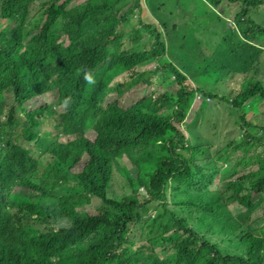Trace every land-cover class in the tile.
I'll use <instances>...</instances> for the list:
<instances>
[{"label": "trees", "instance_id": "16d2710c", "mask_svg": "<svg viewBox=\"0 0 264 264\" xmlns=\"http://www.w3.org/2000/svg\"><path fill=\"white\" fill-rule=\"evenodd\" d=\"M33 1H0V264H264V123L246 118L251 103L264 98V84L253 75L259 61L251 56L243 62L245 67L252 60L232 97L218 90L225 75L213 84L194 80L193 86L180 63L168 61L147 78L139 74L131 91L145 87L149 93L130 100L113 80L144 62L157 63L167 47L153 24L142 23L124 40L121 30L141 0L74 6H68L71 0H38L45 14L40 23L31 19ZM222 1L240 3L235 23L247 42L238 57L260 51L247 43L264 36V23L248 13L263 0L210 3ZM200 55L195 57L208 56ZM210 69H218L214 61ZM84 71L95 85L85 82ZM171 77L176 90L161 92ZM196 94L201 114L217 102L236 114L242 133L234 148L241 153L228 169L220 160L200 164L206 139L180 128ZM66 97L73 101L67 110ZM154 146L166 154L153 152ZM224 171L223 188H213ZM116 174L124 180L119 195L111 189ZM93 200L100 202L94 211ZM226 207L229 232L219 241L202 232L206 227L194 228L209 220L214 237L215 220L225 218ZM150 208L154 214L139 226L136 245L128 240L130 225ZM23 214L43 224L38 233L16 219Z\"/></svg>", "mask_w": 264, "mask_h": 264}, {"label": "rangeland", "instance_id": "374dc122", "mask_svg": "<svg viewBox=\"0 0 264 264\" xmlns=\"http://www.w3.org/2000/svg\"><path fill=\"white\" fill-rule=\"evenodd\" d=\"M84 1L86 0H71L68 6L81 4ZM37 4L38 0L33 1L31 19L34 18L36 21L39 20L37 23H40L44 20L45 14L43 13V9H38ZM140 5V9L131 15L132 17L129 19L127 25L121 30L123 32L122 34H126L124 35V40L129 37L128 34L131 30H140V25L142 23L153 24L161 31L163 42L167 47L166 53L158 58L157 63L154 61L144 62L135 67L133 71L124 72L113 80L112 83L114 84L120 82L124 85L128 99H139L149 93V89L145 87L138 91H135V89L131 91L130 88L132 84L139 80V74H144L143 77L147 78L150 76L151 70L155 68L157 64L161 65L168 61H172L176 64L180 63L178 66L186 73L193 86H197L195 83H201V80H209L211 84L220 82V79H223V75H225L224 78L226 79L218 87V90L228 98L232 97L239 90L241 83L248 75L249 69L246 67L256 58L259 62L257 70L253 75L259 78L264 84V36L247 43L254 46L257 44L260 45V48L262 47L260 51H258V49L251 50L248 46L250 52L246 53L244 57H238L239 52L244 47L243 45L247 42L242 40L239 32L240 30L235 23V15L240 10V3L222 1L218 5H213L210 3V0H152V3L141 0ZM248 16L255 22L263 24L264 0L258 7L252 8ZM160 22L166 25L165 28L161 26ZM170 29L172 32H170ZM147 36L148 34L144 32V39H146ZM108 48L112 50L114 44L109 45ZM201 53H206L209 57H199ZM196 54L199 55L197 58L195 57ZM192 55L194 58H192ZM251 56L252 60L244 67L243 62H248ZM192 59H194L193 61L195 62L191 61ZM213 61L218 66V69H210L212 68ZM222 66H225L223 71L219 70ZM232 66L234 69H232ZM206 68L208 69L203 71ZM195 72L198 74L194 75L193 79L191 75ZM176 87L177 82L171 77L164 81L161 86V92L166 90L174 92ZM198 95V98L194 99L191 104L192 106L188 109L186 118L184 122L181 123L180 128L185 132L186 136L189 134L191 135L195 131L199 137L206 139L207 144H205V146L207 147V152L205 156L200 155L198 157L200 164H205V166L209 167L212 165L213 160H220L225 161L226 164H224V166L228 169L233 166L235 158L241 153L240 150L235 151L234 148L236 137H240L242 133L239 123L236 122V114L229 112L225 108L223 102H217V106L214 105L211 111L203 110L201 114L199 105L202 101V97L200 94ZM46 97L49 103L52 100V96L48 94ZM207 100L209 103H214L213 99ZM54 109L59 113L62 107L55 105ZM246 118L256 124L264 123V98H260L251 103V108L246 113ZM86 135L91 139L93 138V133L89 130L86 131ZM190 138L192 140L191 136ZM199 144L202 145V140L199 141ZM151 150L157 154H166L165 151H160L157 146L151 147ZM215 153L218 154L216 157L214 156ZM122 165L126 166L132 177L135 176V169L131 167L127 160H123ZM227 173L228 171L220 173L218 182L213 188H223V181ZM111 189L118 195L124 192V180L121 175L116 174ZM62 190L65 191L64 189ZM62 190L60 189L58 191ZM145 192L146 191H144L142 187L138 189V193L141 196L146 197L147 195ZM257 196V194H254L252 198L254 199ZM99 204V201L93 200L89 204L90 210L94 211ZM223 211L226 214L225 218L219 217L215 220L214 237L210 234V230H213V228L209 220L198 221V223H195L194 228L201 231L206 227L202 232L210 239L213 238L212 240H215L214 238H216V241H219L222 237V233L229 232L228 225L230 224V220L228 216L230 207H226ZM153 214V208H150L144 213H140V219L134 220L131 224L132 226L130 225V231L128 233L129 241L137 242L136 245L139 244L141 239V229H139V226L141 223L145 222L147 218L152 217ZM18 216L20 217H16V219L24 218L23 222L25 223L26 229L33 233H38L39 227L43 225L32 217L28 218L25 214ZM58 225L63 228L67 225V222L60 221ZM259 225L260 223L254 226L258 227ZM52 226L54 229L60 227L53 223Z\"/></svg>", "mask_w": 264, "mask_h": 264}, {"label": "clouds", "instance_id": "9594fccd", "mask_svg": "<svg viewBox=\"0 0 264 264\" xmlns=\"http://www.w3.org/2000/svg\"><path fill=\"white\" fill-rule=\"evenodd\" d=\"M141 2V1H140ZM83 79L85 80L86 83H88L89 85H95L97 83V81L95 80L94 76L88 72V71H84L83 72ZM198 94H196L194 96V99H197L198 98ZM193 99V101H194ZM72 98L71 97H66L63 101V106L64 108L67 110L70 106H71V103H72ZM193 103V102H192ZM140 188V187H139ZM143 188V187H142ZM145 191V189H144ZM146 193V192H145Z\"/></svg>", "mask_w": 264, "mask_h": 264}]
</instances>
